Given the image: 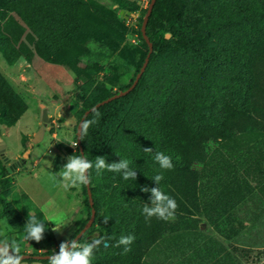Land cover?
Here are the masks:
<instances>
[{
  "label": "rangeland",
  "instance_id": "1",
  "mask_svg": "<svg viewBox=\"0 0 264 264\" xmlns=\"http://www.w3.org/2000/svg\"><path fill=\"white\" fill-rule=\"evenodd\" d=\"M150 2L0 0V139L11 166L29 153L20 168L10 170L0 156V167H5L0 168V175L9 173L8 183L12 187L5 196L11 219H5L8 226L3 229L2 238L19 243L23 249L21 253L44 255L59 251L60 243L51 231L50 218L64 214L70 226L76 229L80 221L89 219L84 186L64 190L58 183L59 172L67 163L66 158L79 151L78 147L74 149L68 144L77 141L82 114L98 100L129 87L139 73L146 51L140 39L142 19ZM155 20L174 24L189 45L203 47L213 56L223 55L232 39H236L240 46L238 55L250 58L247 69L253 76L264 78V39L254 40L252 36L253 27L264 29V0H159ZM65 31L71 36L69 42L65 41ZM122 47L127 49L130 62L123 59ZM182 69L186 71L182 73ZM203 77L198 58L186 48L174 47V43L159 46L138 87L94 117L97 123L83 138L87 159L94 163L95 157L104 156L107 163H113L124 158L138 171L142 164L146 165V160L154 158L153 153L143 150L147 145V129L177 126L184 119L182 112L183 109L186 112L188 104L184 108L182 105L187 99L199 103L205 98L209 104L212 97L225 88L222 70L210 67L206 80ZM254 91L252 88L250 98L259 101L262 95H255ZM230 94L233 92L229 90ZM223 106L232 109L233 103L223 100ZM44 109L48 111V123L43 122ZM242 119L236 113L234 118L225 117V123L234 131L241 127ZM209 120L210 117L206 134L212 137L220 129L212 126ZM251 126L246 130H253ZM43 128L46 131L43 140L33 143L32 139ZM260 135H264L263 125L251 135L243 136L241 142L249 147ZM259 159L261 157L257 161ZM194 168L202 169L201 165H194ZM258 168L263 187L259 189L258 181L245 179L235 186L239 199L247 194L262 193L264 161ZM168 171L173 179L177 169L173 167ZM91 178L99 218L109 217V231L104 238L112 239L115 245L121 236L129 235L122 229V223L129 218L134 220V210L141 216L142 230L158 225L156 240L176 229H189L185 207L182 210L178 207L175 220L168 222L155 217L147 219L142 214L144 204L150 205L151 199L150 191L140 190L144 187L142 181H125L121 175L107 170L97 176L94 168ZM112 182H119L120 191L126 194H113ZM167 186L174 188L172 182ZM162 191L176 201L166 188ZM29 212L48 229L39 243L23 240V227ZM5 220H1L0 225ZM196 224L199 226L200 220ZM202 224L199 229H212ZM248 224L251 223L242 221L241 229L249 227ZM67 231L61 228L60 241ZM149 233L143 231L141 238ZM98 237L95 233L86 240ZM178 238L181 242L186 237L180 235ZM263 245L264 235L244 236L242 248L227 240L224 260L226 264H263L264 251L256 248ZM149 249L141 245L129 252L134 253L137 264H154L155 257ZM114 250L125 255L124 246H115ZM118 262L115 258L108 263ZM25 264L47 263L25 261Z\"/></svg>",
  "mask_w": 264,
  "mask_h": 264
},
{
  "label": "trees",
  "instance_id": "2",
  "mask_svg": "<svg viewBox=\"0 0 264 264\" xmlns=\"http://www.w3.org/2000/svg\"><path fill=\"white\" fill-rule=\"evenodd\" d=\"M80 0H74V2H79ZM154 6L153 12L150 16V19L147 24L146 32L147 36L152 42L154 46V51L150 57L149 64L153 59L154 53L159 46L166 45L168 43H174V47L179 46L186 48L190 51L195 57L199 60V65L201 68V75L204 76L202 79L206 80L205 75L210 67H214L218 70L223 71V82L224 89H221L212 97L211 103H206L205 98L197 103L195 101H191L190 99L186 100L183 103L182 107L188 104V108L186 112L183 109L184 119L178 123L177 126L172 127H161L155 126L150 130L147 129V137H146V147L153 149V156L155 152H164L165 154L172 157V163L174 165L175 172L173 179H171L170 172L168 170H163L160 168L159 164L155 162L153 159H148L145 161L146 165L139 167L137 171L138 182H141L142 186H147L149 189L160 187L161 190L166 188V191H169L173 197L176 198L179 209L182 210V207H191L190 211L192 215L199 214L205 217L212 222L216 226L217 229H229V217L225 219L219 218L216 216L212 218L210 214V209L212 208L211 203L219 193V179L222 180L224 178L223 169L225 166L222 164H231L232 167H237L236 178H251L257 177L254 171H251L249 168L250 159H246L244 155L241 153L236 155V151L232 153L230 151L231 147L239 146L244 139L243 136L251 135L254 130L259 129V125L264 126V78L255 77L252 75L248 67V60L250 59L247 55H243L242 57L238 55L240 53V46L237 45V40L232 39L229 44V47L225 49L223 55H209L203 47H194L187 43V39L181 34L180 30L175 28L174 24L164 23L161 21H156V11L157 4ZM148 10V9H147ZM147 14V11L144 13ZM144 19H142L143 24ZM170 35L171 38L167 39V35ZM252 36L254 40L264 39V29L262 30L259 26L252 28ZM65 41L69 42L71 40V36L67 31L64 32ZM140 39L142 40L143 45L145 46V60L149 53V46L143 38L142 32L140 33ZM121 45L118 40H114ZM123 59L127 62H130V56L126 48L122 47ZM264 59V57H262ZM144 60V62H145ZM141 65L143 67L144 65ZM148 64V67H149ZM141 67V68H142ZM147 67V69H148ZM146 69V71H147ZM241 69H244L241 71ZM141 70V69H140ZM145 71V73H146ZM185 69H182L181 72H185ZM140 72V71H139ZM144 73V75H145ZM138 75V74H137ZM136 75V77H137ZM143 75V76H144ZM142 76V77H143ZM136 77L132 81L129 87L125 88L122 92L128 90L134 83ZM142 79V78H141ZM140 79V81H141ZM139 81V83H140ZM203 82V81H202ZM138 83V85H139ZM204 83V82H203ZM205 84V83H204ZM137 85V87H138ZM136 87V88H137ZM135 88V89H136ZM252 88H254L255 95L257 94L260 97V100L254 101L250 98V93H252ZM134 89V90H135ZM134 90H132L128 95H130ZM229 90L233 92V95H228ZM115 93L114 95H117ZM112 95V96H114ZM127 95V96H128ZM111 96V97H112ZM125 96V97H127ZM110 97H104L103 99L98 100L93 106L87 109L81 116L80 121L82 120L84 114L90 110L92 107L97 105L98 103L108 99ZM124 98V97H122ZM121 100L117 99L115 101L110 102L107 105H104L93 112H91L86 119L92 120L95 117V113H102L106 111L112 104L117 103ZM223 100H230V103H233L232 109H226L223 106ZM252 102V103H251ZM252 104V105H251ZM239 113L242 120V125L240 128L231 131L228 128L227 123H225V117L234 118V115ZM209 114V115H208ZM210 117L211 125L219 128L220 131H217L215 136H208L206 134V125L208 123V118ZM85 119V120H86ZM252 125V126H251ZM248 126L253 127V130H246ZM236 127V126H235ZM85 135H82L81 145H78L77 154H81L80 148L83 149V138ZM77 140V138H76ZM255 140L262 141L264 143V136L256 137ZM77 142V141H76ZM254 144H257L255 142ZM145 147V148H146ZM84 151V149H83ZM84 155L85 151H84ZM230 156V158H228ZM87 157V156H86ZM234 159L232 160V158ZM145 160L144 158H142ZM142 159H138V162H143ZM142 160V161H139ZM230 160H232L230 162ZM255 160V159H254ZM194 165H201L200 170L194 168ZM224 167V168H223ZM0 168H5L4 166ZM1 172V171H0ZM3 172V171H2ZM53 173L57 175L56 169L53 170ZM163 174L164 179L157 186L152 179L157 174ZM233 173V171H232ZM231 173V174H232ZM10 174L5 173L0 175V221L5 219H11V211L9 204L7 203L5 196L10 192L11 185H9ZM174 184L173 189H168L167 184ZM119 182H112L110 188L112 189L113 194L121 195L126 194L123 191H120ZM118 186V188H117ZM167 186V187H166ZM109 189V191L111 190ZM85 191V204L87 208L90 210L91 217V206L89 202V195L87 187L84 186ZM92 196L93 191L91 188ZM94 200V208L96 209L95 198ZM184 209V210H185ZM97 211V209H96ZM194 213V214H193ZM42 214V213H41ZM134 220L127 219L126 223H122V229L125 230L126 233L135 237L134 242L130 245L131 250L137 249L139 246L143 245L146 248H150L157 240H156V232L158 229V225H155L154 228L143 229L141 224V216H139V212L134 210L133 212ZM43 217V216H42ZM89 217V219H90ZM80 221V226L76 230V236L80 233V231L85 227L87 222L89 221ZM143 222V221H142ZM199 222L197 219L196 223ZM99 225V227H97ZM198 225V224H197ZM141 233L150 232L149 235H146L144 238H141L140 234H135L138 231ZM109 231L108 223H104V219L99 218L97 213L96 220L92 227L79 239L80 242L91 241L86 240L89 236H92L95 233H98L101 238L105 236ZM155 234V235H154ZM123 235V236H129ZM75 236V237H76ZM228 237V236H227ZM74 239V238H73ZM72 240V239H70ZM107 244L101 245L95 251V258L93 260V264H110L109 261L119 259V264H137L136 259L133 258L134 253H126L121 256V254L117 253L114 250L115 243L112 239H106ZM142 242V243H140ZM59 252V251H58ZM57 252V253H58ZM21 255H28L26 253H21ZM38 252H34L30 256H39ZM51 255V254H44ZM43 255V256H44ZM32 262H43L47 263V260H34L33 258L25 260ZM125 261L124 263H122ZM128 261V262H127Z\"/></svg>",
  "mask_w": 264,
  "mask_h": 264
},
{
  "label": "crops",
  "instance_id": "3",
  "mask_svg": "<svg viewBox=\"0 0 264 264\" xmlns=\"http://www.w3.org/2000/svg\"><path fill=\"white\" fill-rule=\"evenodd\" d=\"M263 136L260 135L259 138L261 139ZM255 142L257 144H254ZM230 151L232 153L236 151V155L242 153L246 159H250L249 168L257 175V177L248 179L236 178L237 167L231 169V164H222L225 166V168L223 167L224 178L219 179V193L212 200L210 214L212 218L216 216L222 219L229 217L230 228L217 229L205 217V214L200 216L193 213L194 215H192L191 207H186L185 216L189 219L186 221L189 229H176L166 236L163 235L160 240L158 239L149 249V253L155 257L154 264H226L224 256L227 240L233 241L235 246L242 248L244 236L264 235V189L261 190L262 193L247 194L243 199H239L240 196L237 197L235 193V186L244 182L245 179L250 182L251 180L258 181V188L263 187L262 180L259 178L258 166L264 161V143L254 140L253 145L249 147L242 143L239 146L231 147ZM258 157L261 159L257 161ZM224 193L226 194L225 197L223 196ZM197 219L200 220L199 226L196 224ZM242 221H248L251 224L242 230ZM201 223L206 228L209 226L212 229H199ZM50 227L53 228L51 224ZM180 235L186 237L184 241H178ZM256 248L264 251V245ZM262 263L264 264V260Z\"/></svg>",
  "mask_w": 264,
  "mask_h": 264
},
{
  "label": "clouds",
  "instance_id": "4",
  "mask_svg": "<svg viewBox=\"0 0 264 264\" xmlns=\"http://www.w3.org/2000/svg\"><path fill=\"white\" fill-rule=\"evenodd\" d=\"M98 117L99 113H95ZM97 123V119L84 120L81 127V135H85L88 129ZM72 148L77 147V142L68 144ZM144 152L151 154L153 149L144 148ZM67 163L61 167L59 172V185L64 190L80 189L82 186H88L92 184L91 170L94 168L96 175L102 174L103 170L108 172L117 173L122 178L135 181L137 178V170L130 167L131 161L128 159L120 158L119 162L107 163L106 157H95L94 163L87 159L86 155L73 154L68 156ZM154 160L159 164L163 170H172L174 165L172 163V157L164 152H155ZM45 163L51 164L48 161ZM55 180L56 177H53ZM164 179L163 174H157L152 181L158 186ZM144 193L151 192L150 205L145 203L142 209V214L147 219L153 217L163 220L165 222L174 221L176 218V210L178 204L175 199L165 194L160 187L149 189L144 186L140 189ZM109 217L104 218V223L107 224ZM68 222L67 217L64 214H60L55 218H50L49 223L54 224L55 227L51 229L53 232H58ZM8 226V221L5 220L0 225V264H25L24 256L21 255L22 247L16 241H9L4 237L3 229ZM23 240L24 241H36L39 243L44 238V233L48 230L45 223L38 220L34 215L29 212L27 222L25 224ZM135 237L132 235L121 236L118 240L116 247L124 246V253L131 251L130 245L134 242ZM106 238H94L91 241L80 242L77 240H69L62 242L59 246V252H53L48 256L47 264H93L95 258V251L101 246L106 245Z\"/></svg>",
  "mask_w": 264,
  "mask_h": 264
},
{
  "label": "water",
  "instance_id": "5",
  "mask_svg": "<svg viewBox=\"0 0 264 264\" xmlns=\"http://www.w3.org/2000/svg\"><path fill=\"white\" fill-rule=\"evenodd\" d=\"M156 1L157 0H151L150 4H149V7H148V10H147V14L144 18V21H143V24H142V28H141V32H142V35H143V38L144 40L146 41V43L148 44L149 46V53L147 55V58L144 62V65L143 67L141 68L140 72L138 73L133 85L126 91L124 92H120L118 93L117 95H114L100 103H98L97 105H95L94 107H92L90 110H88L82 120L80 121L79 125H78V128H77V142H78V145H81V140H82V135H81V123L86 119V117L91 113L93 112L94 110L104 106V105H107L109 104L110 102L112 101H115L117 99H120L122 97H125L127 96L132 90H134L140 79L142 78V76L144 75L147 67H148V64H149V61H150V57L154 51V46L152 44V42L150 41V39L148 38L147 36V32H146V28H147V24H148V21L150 19V16L153 12V9H154V6L156 4ZM167 39L170 38V35L168 34ZM43 122L45 123H48V111L46 109H44V112H43ZM45 129L43 128L35 137L34 139H32V142L33 143H39L43 140V137L45 135ZM5 152H6V148L2 142V140L0 139V156L3 158V161L6 165H8V170H10L11 168L13 169H18L22 166V164H24L26 162V160L28 159V156H29V153L26 152L24 157L21 159L20 162H16V163H13L12 166L10 165V160L7 159L5 157ZM80 152L82 154V156L84 155V151L82 148H80ZM87 187V190H88V195H89V202H90V206H91V217L89 219V221L87 222V224L85 225V227L80 231V233L74 238V240H77L79 241V239L92 227V225L94 224L95 220H96V215H97V211L96 209L94 208V200H93V196H92V192H91V185H88L86 186ZM70 225V222H66V225L63 226L62 228L63 229H67ZM76 228L73 227V229L71 230V233L69 234L68 238H64L63 241H60L59 238H58V235L59 233L61 232V229L60 231L58 232H54V235L56 237V239L59 241V243L61 244L62 242H67L69 241V239L73 236L74 232H75ZM48 256L49 255H39V256H30V255H24V260H28V259H31L33 258L34 260H38V261H41V260H48Z\"/></svg>",
  "mask_w": 264,
  "mask_h": 264
},
{
  "label": "flooded vegetation",
  "instance_id": "6",
  "mask_svg": "<svg viewBox=\"0 0 264 264\" xmlns=\"http://www.w3.org/2000/svg\"><path fill=\"white\" fill-rule=\"evenodd\" d=\"M10 164H11V163H10ZM70 225H71V223H70ZM70 225H69V227L67 228L68 231L66 232L64 238H68L69 234L71 233V230L73 229V227H71ZM75 228H76V227H75ZM76 230H77V229H76ZM76 230H75V232H76ZM75 232H74L73 236H72L70 239L75 238V236H76ZM70 239H69V240H70Z\"/></svg>",
  "mask_w": 264,
  "mask_h": 264
},
{
  "label": "built area",
  "instance_id": "7",
  "mask_svg": "<svg viewBox=\"0 0 264 264\" xmlns=\"http://www.w3.org/2000/svg\"><path fill=\"white\" fill-rule=\"evenodd\" d=\"M77 147H78V142H77Z\"/></svg>",
  "mask_w": 264,
  "mask_h": 264
}]
</instances>
